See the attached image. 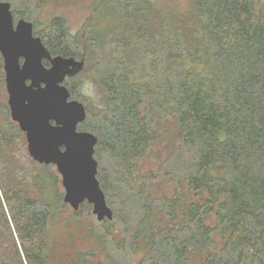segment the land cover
Returning a JSON list of instances; mask_svg holds the SVG:
<instances>
[{
	"label": "trees",
	"instance_id": "trees-1",
	"mask_svg": "<svg viewBox=\"0 0 264 264\" xmlns=\"http://www.w3.org/2000/svg\"><path fill=\"white\" fill-rule=\"evenodd\" d=\"M164 1L93 0L75 33L34 26L84 61L72 99L86 75L101 95L78 129L98 138L112 220L72 209L31 158L0 54V264H264V0Z\"/></svg>",
	"mask_w": 264,
	"mask_h": 264
},
{
	"label": "water",
	"instance_id": "water-1",
	"mask_svg": "<svg viewBox=\"0 0 264 264\" xmlns=\"http://www.w3.org/2000/svg\"><path fill=\"white\" fill-rule=\"evenodd\" d=\"M11 7L10 2L0 1V54L11 117L26 135L31 158L56 166L64 202L75 211L88 202L98 221L112 220L113 211L97 179L98 138L78 129L87 118L86 106L72 99L65 85L67 78L84 69V61L52 56L35 36L34 23L15 21Z\"/></svg>",
	"mask_w": 264,
	"mask_h": 264
},
{
	"label": "rangeland",
	"instance_id": "rangeland-1",
	"mask_svg": "<svg viewBox=\"0 0 264 264\" xmlns=\"http://www.w3.org/2000/svg\"><path fill=\"white\" fill-rule=\"evenodd\" d=\"M155 1L160 3L162 7H164L166 4L164 0ZM9 2L12 3L11 8H14L15 6L21 12L24 11L26 15L29 14L31 19L28 21L34 23V26L36 23L38 27H42L48 24L53 17L60 16L66 19L70 30L75 33L76 31L80 30L82 25L91 15V5L93 0H47V2L44 4V7H41L40 9H36L32 5L28 7L26 3L23 4L20 0H11ZM177 3H179V0ZM83 81L84 84L79 90L81 95V101L79 102H82L84 105L85 103L87 105L92 103V111H95L97 110L98 106L102 105L101 95L95 85L90 82L87 75L84 76ZM148 165L149 164H146V168H148Z\"/></svg>",
	"mask_w": 264,
	"mask_h": 264
},
{
	"label": "flooded vegetation",
	"instance_id": "flooded-vegetation-1",
	"mask_svg": "<svg viewBox=\"0 0 264 264\" xmlns=\"http://www.w3.org/2000/svg\"><path fill=\"white\" fill-rule=\"evenodd\" d=\"M19 20V19H18ZM45 62H48L49 63V61H44V64H45ZM50 66V65H49ZM49 66H47V67H49ZM66 85V84H65Z\"/></svg>",
	"mask_w": 264,
	"mask_h": 264
}]
</instances>
